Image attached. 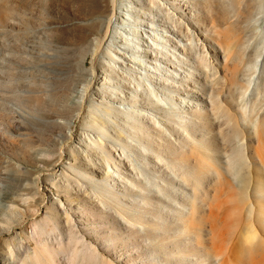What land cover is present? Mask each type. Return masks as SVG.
<instances>
[{"label":"rangeland","instance_id":"rangeland-1","mask_svg":"<svg viewBox=\"0 0 264 264\" xmlns=\"http://www.w3.org/2000/svg\"><path fill=\"white\" fill-rule=\"evenodd\" d=\"M156 1L192 38L181 35L187 50L166 62L178 73L167 84L180 89L137 78L145 84L136 95L132 78L144 70L102 68L97 28L110 0H0V264H51L55 251L52 264H264L253 190L250 223L261 245L249 254L241 241L248 212L234 203L235 172L264 186V0ZM170 97L201 109L181 113L183 123ZM132 107L138 115L126 117ZM147 109L160 127L146 123ZM205 153L231 186L201 168ZM116 164L123 180L112 174ZM185 166L197 175L191 186ZM199 183L200 207L189 216Z\"/></svg>","mask_w":264,"mask_h":264},{"label":"bare ground","instance_id":"bare-ground-1","mask_svg":"<svg viewBox=\"0 0 264 264\" xmlns=\"http://www.w3.org/2000/svg\"><path fill=\"white\" fill-rule=\"evenodd\" d=\"M112 9L108 13V11H104L101 6L95 4L93 6L95 11L103 12V15L99 17V23L97 28V34L100 35L102 32H105L103 39L99 40V45L103 43V49L100 51L99 45L97 50L100 51L102 54V58L104 59L102 68L106 71V73H118V71H122V74L125 75L127 72H136L135 66L137 65V69H140L141 71H145L144 73H140V76H137L138 74L134 75V78H132L133 83L135 85V94L138 87H142V83L148 85V87L153 86H162L166 88H177L179 90L180 88L178 86H175L174 84H167L166 81L174 82L176 79V69H173V71H169L172 69L170 65L167 67L166 62L170 63L171 65H174V52L176 51H186L187 46L183 44V47L180 48V46L177 44V40L180 39V36L183 35L185 39H191L189 38V35L191 32L188 30L187 27H185L181 21H179L175 16L171 15L168 12V9L165 6V3L156 1V0H125V3L119 0H110ZM135 2V5H134ZM148 3L150 8L145 10L138 8V6H143L144 3ZM137 5V6H136ZM152 8H155V13H152ZM142 10V11H139ZM191 15V14H190ZM158 17V18H155ZM148 28L152 31H148ZM186 30V31H185ZM166 34V35H163ZM190 45V44H189ZM191 47V45H190ZM220 49H223V47H219ZM189 49V48H188ZM190 50V49H189ZM226 54L228 55L231 52V49L224 48L223 49ZM135 54V56H134ZM181 54V53H180ZM226 58V55H224ZM177 57V56H176ZM98 60V57H93ZM204 65L207 67V63L205 60ZM181 62V61H180ZM194 63H191L189 66L190 68L194 70V66H192ZM194 71H192L191 75L188 76V80H191V78L194 76ZM178 74V73H177ZM133 77V76H132ZM138 79L143 80L144 82L140 83L137 81ZM152 79H154L152 81ZM223 79V78H221ZM105 80L110 81V78H105ZM152 82V84H151ZM155 82V83H154ZM177 83H182L181 77L176 81ZM146 86V85H145ZM187 89V87H186ZM151 92L153 93V89H151ZM144 93V90H143ZM147 97V96H146ZM197 98H202V96H197ZM189 98V97H188ZM186 99V98H185ZM171 100V101H170ZM170 103L172 106H174L172 109L174 115L180 119H182L183 123H186L187 118L181 117V113H187V111H195L200 110L201 107L199 105L193 106L189 104L181 105L182 101L179 100V103H175V101L170 97ZM187 100V99H186ZM190 100V99H189ZM187 100V101H189ZM137 99H133V104H137ZM188 103V102H187ZM191 103V102H190ZM210 103L213 105V112L221 113L218 108H214V106L218 105L217 102L212 100V96H210ZM148 106V107H147ZM143 106L144 108H150L149 105ZM181 106L182 109H179L178 107ZM135 107H132V109L126 110L123 112L126 117H132L135 115H138L136 113H139V111L134 110ZM146 114V123L152 122L155 125L161 126L160 121H158V116H153L151 114L150 110L144 111ZM134 114V115H133ZM203 115V113H200ZM135 118V117H134ZM129 125V124H128ZM259 125V124H258ZM102 132L107 130V126L103 124L98 125ZM130 126V125H129ZM260 127L264 128V120L260 123ZM140 131L142 129H139ZM120 131V130H119ZM159 134L158 137H161V134L163 133L161 128H159ZM184 132V131H183ZM191 138V137H190ZM179 139L183 141V137L180 135ZM192 140H187V145H191L189 149L186 151V153L189 154V160L190 162L193 158V155L195 154L192 149ZM199 147L206 149L205 151L209 153L208 147L205 148L202 144H199ZM178 149L179 147H175ZM145 150L146 148L143 147ZM208 153H205L203 156V160L201 162V168L206 169L207 167H211L214 169L216 180L218 183H221L222 181H226L229 186H231L232 181L228 176L225 174H222L219 172V167H214L212 165V158L209 156ZM160 156V157H159ZM161 154L158 152V158L159 161H161ZM181 156L178 154L176 156V159H180ZM191 164V163H190ZM116 168L113 170L112 174L113 176H117L119 179H124V175L120 173L117 169L119 168V165H115ZM177 168V167H173ZM179 169H183V183L187 186H191V184L197 180V175L191 167H180ZM203 178L205 179L207 175H204ZM112 176V179L114 178ZM234 176V175H232ZM235 176L238 177V191L239 195L235 196L234 203L236 204L237 208H241L242 206H245L248 216L247 219L249 221L248 231L246 232V235L242 237L241 241L243 244V248L248 251L249 253H252V251H255L258 246L261 245V240L259 236L255 233V230L250 223L253 213V207L252 202L249 201V195L250 191L253 190V195H255V200L257 204L259 205L258 209V221L261 224H264V186L258 181V180H251V178H245L243 179V175H239L238 172H235ZM114 180V179H113ZM231 183V184H230ZM202 187V183H199L196 187L193 188V196L191 201V211L187 214L189 216L193 215V211L197 210L200 207V204L197 203V193L200 192V188ZM111 187H106L105 191L109 192ZM224 188V187H223ZM202 194V191H201ZM214 197V196H213ZM197 198V199H196ZM215 198V197H214ZM216 200V199H215ZM205 201V198L202 199V203ZM209 200H207V203L205 206L208 207V209H211V204L208 203ZM211 201V200H210ZM219 201V200H218ZM217 201V203H218ZM254 206V205H253ZM216 206H214L215 208ZM212 208V209H214ZM211 209V210H212ZM133 216V214L131 215ZM192 220V219H191ZM74 236V235H73ZM74 240L75 243L79 241V238L77 236H74L70 238V240ZM84 246L82 247V250H84ZM59 254L57 251H55L54 255ZM51 257V264L55 263V256ZM211 259H217L219 257V254L209 253L208 254ZM75 254H72L70 257V263L76 260ZM225 264V263H224Z\"/></svg>","mask_w":264,"mask_h":264}]
</instances>
